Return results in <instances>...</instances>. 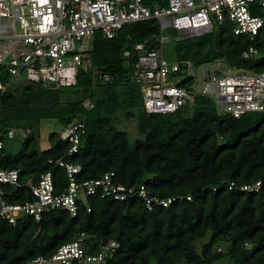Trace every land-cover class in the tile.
<instances>
[{"label":"trees","instance_id":"trees-1","mask_svg":"<svg viewBox=\"0 0 264 264\" xmlns=\"http://www.w3.org/2000/svg\"><path fill=\"white\" fill-rule=\"evenodd\" d=\"M159 33L155 19L127 24L111 39L97 33L89 59L93 69L110 73L112 79L102 82L81 68L74 89H57L50 99L61 129L85 124L78 151L70 155L72 142L55 131L49 135L52 146L40 151L31 134L15 157L4 145L1 166L20 168L22 181L52 172L62 188L67 174L55 161L63 158L82 166L80 181L114 172L117 185L136 193L144 187L153 198L174 199L167 206L153 203L150 208L137 195L117 200L103 197L100 189L79 202L76 217L58 209L40 221L27 216L14 225L0 222V264H31L39 256L51 257L81 233L86 234L90 252L102 244H118L105 264H218L226 255L232 264H264V112L236 118L219 113L215 99L196 96L192 105L173 114H148L140 88L130 79L136 55L124 57L123 51ZM175 42L177 61L200 66L221 60L247 73L264 71V29L250 41L235 34L234 24L226 20L213 32ZM250 45L258 55L244 58ZM119 85L123 87L116 90ZM31 91L26 87L23 94ZM62 93L68 96L65 103L60 102ZM121 94L126 95L128 115L137 117L145 136L133 145L112 121L113 111L123 104L117 100ZM16 97L9 90L1 94L0 109L5 100L13 103ZM87 100L94 106L86 107ZM258 181L257 191L240 189ZM16 193L15 202L33 199L25 189ZM208 235L197 249L196 241ZM222 241L229 243L226 252L219 246Z\"/></svg>","mask_w":264,"mask_h":264},{"label":"built area","instance_id":"built-area-1","mask_svg":"<svg viewBox=\"0 0 264 264\" xmlns=\"http://www.w3.org/2000/svg\"><path fill=\"white\" fill-rule=\"evenodd\" d=\"M150 19L158 21L160 33L123 51L124 57L136 55L130 79L139 85L148 114H173L192 105L196 96L215 99L219 113L236 118L249 112H264V71L247 73L218 60L200 65L204 66V77L199 81L191 61L170 62L163 52L164 44L171 40L164 34L166 29L175 31L174 39L180 40L213 32L226 20L234 24L235 34L254 41L264 29V0H0V95L21 79L57 89L75 86L79 70L88 71V65L94 77L110 81V73L93 69L89 59L95 35L111 39L123 26ZM256 55L254 45L243 51L244 58ZM175 75L178 80L169 82V77ZM197 83L201 85L200 91L195 89ZM85 106L93 107L94 103L87 100ZM84 129L82 122L61 129L60 138L73 144L70 155L78 151ZM2 135L13 137L15 131L4 130L0 123V222L14 225L27 216L40 221L45 214L58 209L76 217L79 202L100 189L103 197L117 200L137 195L150 208L153 203L167 206L174 199L153 198L144 187L136 193L117 185L113 182L114 172L80 181L77 175L82 166L63 158L55 161L67 174V185L62 188L56 185L52 172L22 181L20 168L1 166ZM260 187L258 181L240 189L257 191ZM21 189L27 190L33 199L13 201ZM85 236L81 233L61 245L51 257L39 256L31 264H105L109 252L118 244H102L99 250L90 252Z\"/></svg>","mask_w":264,"mask_h":264},{"label":"rangeland","instance_id":"rangeland-1","mask_svg":"<svg viewBox=\"0 0 264 264\" xmlns=\"http://www.w3.org/2000/svg\"><path fill=\"white\" fill-rule=\"evenodd\" d=\"M149 3V2H148ZM164 34L170 37V41L164 44L165 57L170 62L177 61L176 49H175V31L171 29H166ZM224 63V62H222ZM225 64V63H224ZM211 66V65H210ZM225 66H228L227 64ZM212 67V66H211ZM224 71L226 70L225 68ZM194 71L199 79L203 80L204 77V66H194ZM212 73V71H211ZM7 75H2L5 78ZM179 76L169 77V82H176ZM134 85L139 89V85ZM26 87H31L32 91L30 94L24 95V89ZM123 85L116 87V90H121ZM74 88L66 87L62 89V92H70ZM197 91L201 90V85L198 83L195 85ZM54 91L57 88L54 87H44L42 85L34 84L27 80H17L9 88V92H14L17 95V99L13 103H9L8 100L3 102V106L0 109V123L11 126L15 130V137L9 138L8 136H3L4 145L6 151L12 157H15L20 149L22 148L23 142L28 135L34 134L38 140V149L40 151L46 150L52 146V141L49 138L51 132H60L61 126L57 119L53 115V104L50 101L53 96ZM104 89H101V93H104ZM141 93V91H140ZM24 95V96H23ZM126 95L121 94L117 100L122 102V106H118L112 113L113 124L119 129L127 132L130 143L133 145L137 140L144 139L145 136L140 132L138 128V120L134 115H128L129 108L126 107ZM68 101V96L66 94L60 95V102L65 103ZM91 102L95 103L93 100ZM91 107V106H88ZM5 126V125H4ZM6 127V126H5ZM209 235L205 238L196 241L197 249L200 250L201 245L207 242ZM229 243L220 242L219 246L223 251H227ZM218 264H232L231 258L226 255L221 259Z\"/></svg>","mask_w":264,"mask_h":264},{"label":"water","instance_id":"water-1","mask_svg":"<svg viewBox=\"0 0 264 264\" xmlns=\"http://www.w3.org/2000/svg\"><path fill=\"white\" fill-rule=\"evenodd\" d=\"M87 69H88V71H90V69H91L90 65H88Z\"/></svg>","mask_w":264,"mask_h":264}]
</instances>
